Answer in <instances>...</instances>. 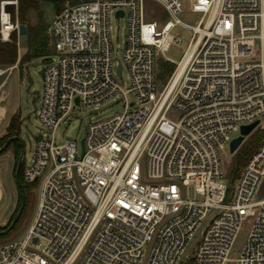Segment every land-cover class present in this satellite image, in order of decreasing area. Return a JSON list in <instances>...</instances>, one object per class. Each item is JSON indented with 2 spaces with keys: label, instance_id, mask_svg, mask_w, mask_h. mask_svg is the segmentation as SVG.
Returning a JSON list of instances; mask_svg holds the SVG:
<instances>
[{
  "label": "built area",
  "instance_id": "1",
  "mask_svg": "<svg viewBox=\"0 0 264 264\" xmlns=\"http://www.w3.org/2000/svg\"><path fill=\"white\" fill-rule=\"evenodd\" d=\"M145 1H66L54 13L37 110L43 131L21 167L23 181L39 187L36 210L22 238L0 244V264H264V0H192L201 14L193 27L178 18L181 0H151L166 13L160 22L148 19ZM16 4L0 1L2 40L18 30ZM111 15L126 20L120 53ZM178 25L193 35L174 62L164 52L181 43ZM160 62L172 65L163 81ZM119 97L122 110L88 121L80 143H57L74 107ZM255 121L249 134H263L228 185L220 154Z\"/></svg>",
  "mask_w": 264,
  "mask_h": 264
},
{
  "label": "rangeland",
  "instance_id": "2",
  "mask_svg": "<svg viewBox=\"0 0 264 264\" xmlns=\"http://www.w3.org/2000/svg\"><path fill=\"white\" fill-rule=\"evenodd\" d=\"M1 1V0H0ZM16 7L12 8L13 15L17 17L18 14V6L19 0H16ZM39 3L40 11L42 13V21L44 24L49 26L50 21L52 20L55 10L52 2L50 0H35ZM192 0H181L182 3V11L178 14V18L186 25L195 26L201 16L198 12H193L190 9V3ZM65 4V3H64ZM63 4V6H64ZM146 11L147 17L149 20L155 19L158 22L161 20L167 19L166 13L164 12L163 7L151 0H146ZM28 22L29 24L34 25L38 20V15L29 11L28 14ZM20 24V23H19ZM110 25H111V38L113 41V46L115 50H120L123 47L124 39H125V26L126 20L124 18H115L114 15L110 16ZM47 30V29H46ZM174 34H177L181 37V43L172 44L165 52L164 56L172 59L174 62H178L193 35L191 29L178 25L173 31ZM44 40L46 41V52L45 55L32 57L27 60L24 64H22L21 68L18 67L13 69L9 74L6 73L0 75V82L6 78L4 84V102L3 106L5 108L4 115L1 116L0 121V137L5 134V126L10 120V117L13 113L20 114V139L23 142L24 146V160L27 161L30 156L34 153L35 150V142L37 137L42 133V126L40 125L37 117V110L39 105L40 95L42 93L43 83H42V73L41 69L44 66V62L46 61V57L51 54V45L46 37V31L44 32ZM10 39V36H9ZM5 41L0 37V42ZM9 41V40H6ZM19 45L24 47L26 46L25 36L21 35L18 39ZM28 52L27 51L25 54ZM25 54L17 60L21 61V59L25 56ZM260 48L259 42L255 43V56L259 57ZM16 60V62H17ZM16 62L14 64H16ZM9 66H1L0 69H5ZM22 71V75H21ZM30 76L32 79V83L29 84L27 82V76ZM127 83L126 79V71L123 72V79L121 83ZM0 93H2V87L0 88ZM1 95V94H0ZM131 98L132 96L129 95ZM1 99V97H0ZM123 108L122 97L117 99L108 100L102 103L97 109L94 108H84L82 106L74 107L72 112L65 119V122L61 123L56 131V141L57 143H62L66 140H76L78 143L82 140L86 131V124L90 120H100L107 118L114 113L121 111ZM264 121V117L261 119ZM4 129V130H3ZM260 129H256L253 133L249 134L245 137L243 141V146L236 153H231L229 144L225 146L223 152H221V164L223 171L225 173V181L228 185H230V175L233 173L236 162H241L244 149L248 148L257 137V133H261ZM240 135V132L232 133L231 138H236ZM261 136V135H260ZM16 157L13 152L12 147L10 146L3 154L0 155V227L4 226L9 218L14 214L18 203H19V190L15 181V167H16ZM142 173H147L148 163L146 158H143L140 163ZM38 186H34L31 192V195L28 199H26V204L24 207L23 215L20 221L22 228L19 233L13 239L22 238L27 229L29 228L37 204V194H38ZM192 191V188H189V192ZM22 198V197H21ZM21 203V202H20ZM19 226V227H20ZM248 222H246L241 229L235 244L230 252V259H235L238 257V254L242 248V245L245 241L247 231H248ZM17 231V230H16ZM1 237L6 238L9 237ZM199 238V231L195 234L193 240L190 242L188 246V250L192 251L195 243ZM230 264V263H229Z\"/></svg>",
  "mask_w": 264,
  "mask_h": 264
},
{
  "label": "trees",
  "instance_id": "3",
  "mask_svg": "<svg viewBox=\"0 0 264 264\" xmlns=\"http://www.w3.org/2000/svg\"><path fill=\"white\" fill-rule=\"evenodd\" d=\"M50 1L52 2L53 6H54L55 13H57L61 10V8L63 7V4L66 1L73 3L76 0H50ZM29 11H33L38 15L39 20L34 25L29 24V22H28L27 14ZM13 19H14V15H13ZM17 21L20 24L25 25L26 31H27L26 36H27L28 52L21 59V61H19V67L21 68L22 64L27 62V60L31 59L32 57L45 55L46 41L44 40L43 35L47 29V26L42 21V13L40 11L39 3L35 0H19ZM6 35H7V33L3 34V37H6ZM16 60H17V32L13 31L10 34L9 41H1L0 42V65L1 66L13 65L16 62ZM160 68H161V72L158 75V79L160 81H163V80H165L167 75L171 72L172 65H170L169 63H166V62H160ZM21 75H22V71H21ZM262 134H263V131H261L260 134H259V132L257 133V137L254 140V142L252 143V145H250L248 148L244 149L242 155L248 156L257 148L258 142H259ZM12 136L20 137V114H18V113L11 116V118L8 122V125L5 128V134L2 137H0V147H2L4 142ZM10 146L13 149V152L15 154L16 161H17L19 154H20L21 145H20L19 141L16 139L12 140L10 142V144L8 145V147L3 152L0 153V155L3 154ZM19 179H20V181L23 185V188L25 190L26 199H28L31 195L32 190H33V186L26 184L23 181L22 176H21V168L19 171ZM18 190H19V188H18ZM19 192H20V190H19ZM21 197L22 196H21V192H20L19 193V203H18V206H17L14 214L9 218L8 222L4 226L0 227V230L6 229L9 226L12 219L15 217V215L19 209L20 202L22 200ZM23 211H22L19 219L17 220V222L13 226V228L8 232V234L1 236V237L11 235L19 228V226L21 224L20 221H22L21 218L23 215Z\"/></svg>",
  "mask_w": 264,
  "mask_h": 264
},
{
  "label": "water",
  "instance_id": "4",
  "mask_svg": "<svg viewBox=\"0 0 264 264\" xmlns=\"http://www.w3.org/2000/svg\"><path fill=\"white\" fill-rule=\"evenodd\" d=\"M120 14H121V12H120ZM26 32L27 31H26L25 25L19 24L18 25L17 34L18 35H26ZM120 70H121V66L119 65L118 66V72H120ZM27 82L29 84L32 83V79H31V77L29 75L27 76ZM158 88L160 89L161 85H159ZM76 102H78L77 98H76ZM257 124H258V121H255V122L251 123L250 125L241 127V135L239 137L235 138L230 144V151L231 152H233L238 147V145L241 143V141L243 139V136L248 135L256 127ZM15 139L18 140L20 145H21V150H20V154H19V157H18V160H17V163H16L15 174L14 175H15L16 184H17V186H18V188L20 189V192H21L22 200H21L19 209H18L15 217L10 222L9 226L6 229H4V230H0V244L12 240L19 233L20 229L22 228V225L17 229V231H15L9 237L1 238V236H4V235L8 234V232L13 228V226L15 225L17 220L19 219V217H20V215H21V213H22V211H23V209L25 207V203H26V193H25L23 185H22V183H21V181L19 179V171H20V168L22 166L23 157H24V146H23V142L20 139V137L12 136V137L8 138L4 142L2 147H0V153L3 152L8 147L10 142L12 140H15Z\"/></svg>",
  "mask_w": 264,
  "mask_h": 264
},
{
  "label": "crops",
  "instance_id": "5",
  "mask_svg": "<svg viewBox=\"0 0 264 264\" xmlns=\"http://www.w3.org/2000/svg\"><path fill=\"white\" fill-rule=\"evenodd\" d=\"M20 36L21 35H18L17 34V55H18V59H20L24 54H25V52L27 51V36L26 35H24L25 36V40H26V46H24V47H22V46H20L19 45V42H18V39L20 38ZM17 62H18V64H19V60H17ZM5 81H6V78H4L1 82H0V88L2 87V93H0L1 95H0V97H1V99H0V121H1V116H3L4 115V111H5V108H4V106H3V102H4V84H5ZM14 114H16V113H13L12 115H14ZM11 115V116H12ZM11 118V117H10ZM9 122V121H8ZM8 125V123L6 124V126ZM6 126H5V128H6ZM4 128V129H5ZM3 129V130H4Z\"/></svg>",
  "mask_w": 264,
  "mask_h": 264
},
{
  "label": "bare ground",
  "instance_id": "6",
  "mask_svg": "<svg viewBox=\"0 0 264 264\" xmlns=\"http://www.w3.org/2000/svg\"><path fill=\"white\" fill-rule=\"evenodd\" d=\"M7 33V31L6 30H3V34H6Z\"/></svg>",
  "mask_w": 264,
  "mask_h": 264
},
{
  "label": "flooded vegetation",
  "instance_id": "7",
  "mask_svg": "<svg viewBox=\"0 0 264 264\" xmlns=\"http://www.w3.org/2000/svg\"><path fill=\"white\" fill-rule=\"evenodd\" d=\"M26 204V203H25Z\"/></svg>",
  "mask_w": 264,
  "mask_h": 264
}]
</instances>
